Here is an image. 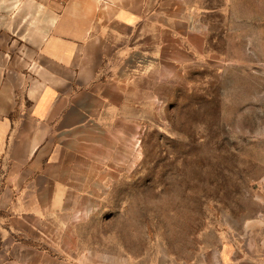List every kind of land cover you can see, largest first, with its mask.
I'll list each match as a JSON object with an SVG mask.
<instances>
[{"label": "rangeland", "instance_id": "1", "mask_svg": "<svg viewBox=\"0 0 264 264\" xmlns=\"http://www.w3.org/2000/svg\"><path fill=\"white\" fill-rule=\"evenodd\" d=\"M151 3L192 54L132 69L147 97L134 140L86 210L29 239L38 264H264V0Z\"/></svg>", "mask_w": 264, "mask_h": 264}, {"label": "crops", "instance_id": "2", "mask_svg": "<svg viewBox=\"0 0 264 264\" xmlns=\"http://www.w3.org/2000/svg\"><path fill=\"white\" fill-rule=\"evenodd\" d=\"M151 2L0 0V264H38L29 239L86 210L114 170L147 99L132 69L192 54L177 13L153 18Z\"/></svg>", "mask_w": 264, "mask_h": 264}]
</instances>
